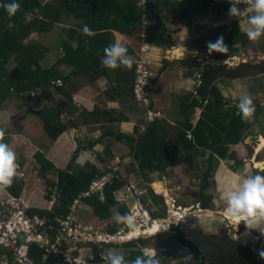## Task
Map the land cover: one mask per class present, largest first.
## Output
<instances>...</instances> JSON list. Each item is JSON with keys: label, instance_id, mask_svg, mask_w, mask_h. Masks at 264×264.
Segmentation results:
<instances>
[{"label": "crops", "instance_id": "0c3cea01", "mask_svg": "<svg viewBox=\"0 0 264 264\" xmlns=\"http://www.w3.org/2000/svg\"><path fill=\"white\" fill-rule=\"evenodd\" d=\"M170 1L186 2V0ZM226 4L227 8L224 11L226 17H223L222 20L219 21L220 18L218 19L214 13L210 12L205 16L195 15L191 26L178 32L177 24L173 20H166L167 11L162 12L161 18L172 40L170 47L159 48L150 46L147 52H143L142 50L140 51L142 45L140 31L132 36L114 31L115 42L119 41L129 48L133 58L135 54H139L151 64L154 73L150 91L152 108L159 114V117L153 122H148L146 111L137 107L135 103L132 91L133 76L127 77V75L133 74V66L132 72L130 69L117 68L106 69L103 74H96L93 71L73 74L74 69L72 66L65 65L66 67L58 69L57 73L60 77L54 80L60 81L61 85L56 86L53 84L50 88L38 90L34 97L28 101L29 108L20 99L8 97L4 102H9L5 106L0 105V128L5 131L4 142L8 143L13 150L19 145L21 148L24 147L23 152L18 149V151L14 150L18 155L17 164L19 165L18 172L20 173L16 181L21 184V191L18 198H13L6 190L0 192V203L14 200L18 209L26 213L27 217L33 219L36 223L40 220H45L40 219L37 216L38 214L30 216L28 212L33 210L52 211L56 200L53 195L47 196L48 191L53 189V185H56L59 181V171H68L75 174L81 169L91 171L90 166L93 165L102 172L106 169L103 160L107 158L110 159L107 161L113 165L121 164L123 174H125V169L130 170V174L125 177V180H127L125 187L127 188L123 187L116 193V199L120 204L123 205L118 195L120 191L128 194L129 189H132V191L136 190L133 187L134 185L138 186L137 189L143 184L146 185L141 190L139 189L140 193L133 191L135 192V194L133 193L135 195L134 199L135 201L138 200V203L130 199L128 205H125L129 209L130 214L137 210L139 214L146 212L150 218L154 217L161 220L162 218H160L161 216L158 217V209L156 208L166 211L169 208L168 206H173L174 208L171 212L175 211V209L179 211L186 209V211L183 210L184 214L187 211H191L193 207L195 209L198 205L197 202L182 204L181 202H188L189 196H179L174 193L175 190L173 188L181 177L184 178L185 182L191 179L194 180V174L197 175V171L194 170L196 169L194 168L195 164H197L199 159H207L210 153L208 150L201 148L191 150L189 142H192V139H189L187 134L193 135L198 121L204 118L207 106H210L211 110H213L212 112L220 109L222 116L232 117L233 115H238V98L242 93H247L253 97L264 96V73L258 71L252 72V74L244 72L243 75L245 76L235 79L218 78L214 85L221 96V101H217L218 99L214 98L209 92L207 97H201L197 94V89L201 85V74L204 66L217 62L205 49L211 40L203 38L201 35L212 29H215L216 32L218 28L229 26L233 22L237 23L236 30L245 34L242 26L245 23L240 24V21H246L242 17L247 13L240 17L228 19L230 17L228 15L230 5L227 0ZM240 7L243 9L245 6L240 5ZM79 23L78 20L72 17H61L60 23L54 25L50 32H32L28 38L23 40V44L38 45L43 50L42 53H45L39 64L42 69H48L49 58L61 56L60 54L64 52L62 45L66 40L57 49L55 38L63 37L66 32L69 39L70 31H75L74 40L69 39L67 42L72 47H77V40L84 34L82 28L78 26ZM213 39H215V36ZM260 39L257 44L255 43L256 50L260 52L256 53L257 57L264 55V45L261 46L259 44ZM226 50V59L223 63L228 65L226 60L233 56L232 54L235 52L239 56L244 51V45L236 43L228 46ZM252 58L255 59V57L251 56ZM240 59L244 60L242 63H250L251 66L255 65L249 59V61L246 60L243 55L240 56ZM11 61H13L14 65L13 57L9 63ZM67 67L70 69H67ZM127 78H129V82H127ZM248 79L258 80L259 89L250 88ZM246 81H248V84ZM198 84L199 86H197ZM58 107L64 108L61 122L66 127V131L61 133L56 139H53L48 134L46 125L37 113L44 108L56 109ZM17 109H21L18 111L24 112L26 110L27 116L22 113V116L19 117ZM254 114V119L250 123H244V127L239 130L241 141L228 147L227 158L221 160L216 155L213 156L212 160L215 171L218 170V175H220V172L229 171L226 167V162L232 161L228 158L230 153H235V157L238 154L242 156H244L243 153L248 154L244 144L245 139H247L248 134V137H251V130L257 127L255 125L257 117L260 119L264 118V115ZM37 123H40V125ZM151 123L157 124L158 133L163 132L160 138L162 143L171 145L170 150H179L187 162L178 166H167L165 172L150 173L145 181L142 179L136 180V173L139 171L135 157L136 145L141 137L140 135L146 133ZM185 133V138H183ZM252 138H256V141L252 142ZM251 139L249 138L248 141L253 143L254 148L251 150L253 158L264 157V146L259 150L256 149V145L260 142L259 140L264 139V132L251 137ZM112 140L117 142L111 143ZM174 152L172 151V153ZM238 157H236V160H238ZM44 159L53 166L48 170L44 169L42 171V162L40 160ZM200 166H203V163ZM126 173L129 172L127 171ZM131 175L134 176L133 179L135 181L129 179L132 177ZM213 180L216 182L215 177ZM154 183H161L164 189L163 192L157 191L153 187ZM50 184H52V188ZM165 190L168 193L167 195ZM171 192L172 196H170ZM55 196L58 199V195ZM153 198L161 199L155 202ZM81 204L78 207L79 210L77 209L78 213L76 211L77 218L88 224L87 221L89 222L90 220L88 217H84V214L90 210L93 214L94 212L86 203L83 202ZM82 206L84 208L80 210ZM197 207H201V205ZM203 211L210 213V210ZM87 218L88 220H86ZM95 218L96 220L98 219L96 215ZM196 235L200 236V233ZM191 240L194 244L203 245L204 248L206 246L211 247L208 244V240L212 239L208 238L205 233H203L204 244L201 243V237H194V240L193 238ZM193 246L195 250L200 248L196 245Z\"/></svg>", "mask_w": 264, "mask_h": 264}, {"label": "trees", "instance_id": "16d2710c", "mask_svg": "<svg viewBox=\"0 0 264 264\" xmlns=\"http://www.w3.org/2000/svg\"><path fill=\"white\" fill-rule=\"evenodd\" d=\"M150 8V18L156 22L154 26L148 27V39L150 44L155 47H170L172 40L168 30L161 18L164 10L166 20H173L177 25V32L191 26L192 19L195 15L214 13L221 20L222 12L226 10V0H186V2H171L170 0H147ZM11 2V0H0V3ZM21 8L15 17L9 18L3 8H0V103H3L8 97L20 99L27 108L30 106L29 100L33 98L36 92L42 88H50L58 81L60 75L55 68L42 69L39 62L45 53L38 45H24L23 40L28 38L32 32L48 33L53 26L59 24L61 17H72L78 20L79 28L87 25L93 32V36L83 34L78 41L77 47H72L68 42L62 45L64 56L58 61L57 65L63 64L72 66L73 74L93 71L96 74H103L106 69L101 67L100 57L103 56V48L110 43L115 42L114 31L121 34L132 36L140 28V8L137 6L139 0H53V2H43L42 0H17ZM39 9V14L29 24L24 23V13L33 9ZM231 27L222 26V34L225 38L222 40L225 48L233 44H244L247 38L246 34L236 30L237 23H231ZM70 40H74L75 31H70ZM218 34V29L216 30ZM214 38V37H213ZM220 37L215 36L213 43L217 42ZM206 51L209 52L208 46ZM128 54L131 51L127 48ZM217 62L205 65L201 74V85L197 89L199 96L207 97L208 92L212 94L217 101H221V96L214 85L218 78L235 79L243 77L244 72L258 71L264 73V61L258 64L241 63L238 67L244 68L240 73L238 69L229 68L223 61L226 59L225 50L222 48L212 53H208ZM14 60L13 68L7 70L9 61ZM134 68V67H133ZM131 68H122L130 69ZM121 69V68H118ZM134 86V71L133 74ZM54 82V83H53ZM129 82V78H127ZM197 105V104H196ZM210 106H207L206 113L195 126L192 142H189L191 150L201 148L208 150L210 155L206 159L202 171L200 188L196 195V202L201 205L202 209H210L212 203L211 190L213 189V173L215 171L213 156L219 159L227 158L228 147L236 145L241 141L240 128L244 127L239 115L222 116L220 109L212 112ZM64 113L63 107L56 109L44 108L37 113L42 122L46 125L48 134L56 139L61 133L66 131L62 125L61 116ZM157 124L151 123L144 135L136 145V162L139 171L136 173V180L148 178L150 173L165 172L167 166H178L187 162L179 150H170L171 145H164L160 139L163 132H157ZM186 133L183 135L185 138ZM188 142V139H187ZM198 150V149H196ZM172 151H175L172 153ZM228 158L234 161L235 166H241L242 161L236 160L235 153H230ZM42 162V171L50 169L53 165L48 161ZM165 165L163 166V164ZM48 165V166H46ZM44 167V168H43ZM91 171L80 170L77 173L59 171V181L54 188L48 191V196L58 195V203L52 211H29L28 215H37L40 219H45V230L49 237L56 241L57 229L59 224L56 219L66 217L70 213V207L81 193L88 190L89 185L96 175L103 174L97 167L91 165ZM264 175V172H262ZM125 174H119L115 177L112 184L107 185L104 191L105 200L102 201L97 195L85 199L89 207L92 208L96 217L101 221H108L113 218V214L118 210L120 213H130L127 206L120 204L116 199V193L126 186ZM52 188V184H50ZM8 194L13 198H18L21 191V184L14 179L13 184L6 189ZM207 191L209 193H207ZM195 196V195H194ZM206 218H212L211 213ZM125 224H117L109 229L111 235L120 232ZM55 228V229H52ZM156 235V234H155ZM248 235V234H247ZM180 241L194 249L191 243H187L182 236ZM144 245L143 240H139ZM137 242H128L123 245L125 248H133L135 251H126L123 255L126 260L132 261L136 256L142 253L141 248L136 245ZM107 243L91 244L95 260L100 261L99 251ZM68 246L65 239H62L58 246L59 253L51 254L46 264H55L60 253L67 252ZM47 248L42 247L39 243H32L29 250L28 259L35 264H43L42 258L46 255ZM63 258H60L62 261ZM198 264H204L198 260Z\"/></svg>", "mask_w": 264, "mask_h": 264}, {"label": "rangeland", "instance_id": "374dc122", "mask_svg": "<svg viewBox=\"0 0 264 264\" xmlns=\"http://www.w3.org/2000/svg\"><path fill=\"white\" fill-rule=\"evenodd\" d=\"M44 2L48 1V2H53V0H42ZM228 2V0H227ZM229 4V3H228ZM226 11V10H225ZM224 15V16H223ZM251 15V13H247L246 15H244L242 17V19L247 20L248 16ZM225 18V14L224 11L222 12L221 15V20L222 18ZM228 19H231V17H228ZM242 26L245 28L247 25L246 24H242ZM227 27H231L232 25L230 24ZM68 29V27H67ZM218 31L220 34H218L217 32H215V29H212L206 33H204L203 35H201V37L203 38H208L212 41V38L214 36H219L220 38H222V40L225 38V36L222 34V30L218 28ZM65 32V31H63ZM65 35H63V37H59V38H55L56 40V45H57V49L60 48V46L62 45L63 41L66 40L69 41L68 39V34L66 35V32L64 33ZM66 37V38H64ZM34 40V39H33ZM27 43V41H26ZM255 43L257 44L258 42H252L249 41L248 38H246L244 45V51L241 53L243 55V57H246V60H250L251 62H254L255 64L260 63L261 61H264V55H262L261 57H257L256 53L259 52L258 50H256L255 47ZM259 44L264 45V37H262V39H260ZM42 47V46H40ZM241 48V47H240ZM239 48V51H240ZM242 50V49H241ZM61 52V51H60ZM263 52V51H261ZM64 53V52H63ZM60 54L61 56L58 57H50L49 61L50 63L47 65V68H55V71L58 72V69H62L63 67H66L65 65H57L60 57H62L64 54ZM236 53V52H235ZM235 53H233L230 58H233V62L232 63H228V58L226 60V63H228V67L231 69H238V71L240 73L244 72V68L241 69V67H238L244 60L240 59V56H242L241 54L238 56ZM260 53V52H259ZM251 55L252 57H255V59H251ZM259 55V54H258ZM248 60V61H249ZM135 61V58H134ZM13 61H11L8 66L7 69L11 70L13 67ZM44 65V63H43ZM45 69V68H44ZM67 69H70L67 67ZM71 71V70H70ZM156 77V76H155ZM249 81V84H248ZM247 84L250 88L252 89H259V83L258 80H251L248 79ZM264 84V83H263ZM63 85H65L63 83ZM101 85V84H100ZM66 86V85H65ZM62 86V87H65ZM97 88V87H95ZM34 97V96H33ZM253 99V102L255 104V110L257 109V111L255 112L256 114H260L261 116H263L264 114H262L264 112V96H251ZM12 102L14 101L13 99H11ZM6 101L4 103H0V105H4L7 104ZM15 103V101H14ZM1 107V106H0ZM142 109V107H140ZM21 109H17V115H19V117L22 116V113L25 114L27 116V111H18ZM258 112V113H257ZM255 115V114H254ZM264 117V116H263ZM254 119V118H253ZM258 120V121H257ZM257 120L255 122V125L257 126L254 130H251L250 134L251 137H255L257 136V134H262L264 132V118H259L257 117ZM40 125V123H37ZM13 130V129H12ZM256 130V131H255ZM147 131V130H146ZM145 132V131H144ZM249 136V134H248ZM247 139H245L244 144L246 145L245 147L247 148V153L245 154L243 153L244 156L236 155V157H238V161H242V165L241 166H235L234 165V161L231 162H226V167L229 169V171L226 172H220V175H218V170L214 171L213 173V178L215 177L216 182H214L213 184V189L211 190V194L213 197V201L210 204V213L212 215V218H205L206 216H208L210 213H206L205 211H201V210H197V209H193L191 211H187L185 214L183 212V210L179 211L175 209V212L177 211L179 214H175L176 218H173V223H175V225H179L180 228H173L174 226H171L170 228H167L165 230H163L161 233L156 234V235H150V236H141L139 238H133L131 241H135L137 242L136 245L138 248H141V250L143 248H148V249H152V250H156L157 252V257L160 259V264H198V261L196 260V258H202V261L204 262V264H264V258H261L260 253L264 252V236L261 235V233L257 230H249L246 228L245 224L243 222H241L239 225L237 222H233L232 220H230V218H228L227 214H226V202L224 199V191L226 190V188L235 180H237L240 176L242 175H253V174H260L262 175V172H264V169L256 167L255 164L260 162L263 163L264 162V157L260 156L257 159H254L253 156L251 155V150L253 147V143L248 141V139L251 137H248ZM260 141V140H259ZM113 142H117L115 140H112L111 143ZM259 144H262L261 142H259ZM245 148V149H246ZM19 150L21 152H23L24 147H20V145L14 150ZM17 150V151H18ZM263 155V154H261ZM18 157V155L16 154V158ZM107 160L110 159H104L103 160V164L104 167H110L113 166L112 163H109ZM206 159L202 158L199 159V161L197 162V164H195L194 169L195 171H197V175L194 174V180H188L185 182L184 178L181 177L179 182L176 183L174 185V190L176 194H178L179 196H184L187 195L189 196V200L188 202H181L183 203H187L190 204V202H195L196 203V195L198 194L199 188H200V181L202 179V171H200V169H203V166H200V164H204L206 161ZM256 161V163H254ZM229 165V166H228ZM126 171L125 176H128L130 174V170L125 169ZM129 173H126V172ZM75 172H77L75 170ZM121 174H122V168H121ZM132 176V175H131ZM134 176H132L131 180L135 181ZM142 180H146L142 179ZM184 183V184H183ZM146 185H141L139 187V189L141 190V188L145 187ZM136 190L133 191H137V192H141L138 188V186L134 185L133 186ZM127 187H125L126 189ZM156 189V187H154ZM124 189V190H125ZM130 191L128 192V194H125L124 191L123 192H119V199L121 200V203H123V205H128L130 199L135 201V192L132 191V189H129ZM150 192L152 193V190L150 189ZM134 193V194H133ZM207 193H209L207 191ZM172 192L171 195L172 196ZM195 195V196H194ZM54 199L56 200V196L53 195ZM140 196V195H139ZM150 196V194H149ZM178 196V197H179ZM129 197V198H128ZM172 198V197H171ZM161 198H153V200L155 202L159 201ZM126 201V202H125ZM135 202H139L138 200ZM194 203V204H195ZM1 204V203H0ZM83 204V203H82ZM81 204V205H82ZM169 208L166 211H161L159 208L157 211L158 217L162 218V220L164 219H168L170 217H172V215L174 214V211L171 212L173 210V206H168ZM84 208V206L81 207L80 210H82ZM171 208V210H170ZM79 208L76 207L75 208V212H73V216L75 218V226L76 229H74L73 232H71V234H75V240L74 242L69 238V232L68 233H64V239L68 240L70 242V246H68V251L67 252H63L60 253L61 255H59V257L57 258L58 260L55 261V264H68L67 262H72V264H106V257H107V252L106 249H117L121 254H124L126 251H135L133 248H125L123 247L124 242H111L109 245L105 246L102 250L99 251V257H100V261L97 262H93L95 260V256L92 252L93 247L91 246V244H98L100 243V241H104V242H110L109 241V237H107L109 233V229H111L114 226V222L115 220L112 218L108 221H104L101 222L100 220H96L95 215L92 213V211H88L85 212L84 217H88L89 218V222L87 221L88 224L85 223V221H81L78 220V210ZM77 211V213H76ZM165 212V213H164ZM184 215V217H182ZM131 216L134 219H138V220H142L143 222H145V220L148 218V216L144 215L143 217V213L139 214L137 212V210L134 211V215L131 213ZM88 218L86 220H88ZM153 219H155L153 217ZM212 219V220H210ZM161 226L164 225L161 221H158L160 219H156ZM181 220V221H180ZM180 221V222H178ZM154 222V223H156ZM84 223V224H82ZM174 225V224H173ZM41 227V226H40ZM42 228V227H41ZM124 230V228L122 229ZM121 230V231H122ZM89 231V232H87ZM176 231L175 235L174 232ZM79 234V237H77L76 234ZM197 233H200L199 235H196ZM203 233H205V235L212 239V240H208V244L211 246L210 248L208 246H206L205 248L203 247V245H199V244H194V242H192L194 245L200 247V248H196V252H197V257L195 258V252L193 250L187 249V245L184 244L183 242H180V239H177V236H183L184 239H186L187 241L191 242V238L194 237H201L202 241L201 243L204 244L205 241L203 240ZM104 234V236H102ZM248 234V235H247ZM172 235H174V237H172ZM60 236V235H59ZM236 236V237H235ZM235 237V238H234ZM180 238V237H178ZM140 239H142L144 241V245H142V243L139 241ZM92 241V242H91ZM188 243V242H187ZM189 244V243H188ZM51 247L49 246V249ZM213 248V250H212ZM53 250L56 251L57 253H59V249L58 247L56 248V245L53 246ZM80 251V252H79ZM82 255V258L78 259V256ZM205 257H206V261H205ZM60 258H63L62 261L60 260ZM77 259L76 261L74 260ZM91 261V262H89ZM129 261V260H127ZM131 261H129L130 264ZM70 264V263H69Z\"/></svg>", "mask_w": 264, "mask_h": 264}, {"label": "clouds", "instance_id": "9594fccd", "mask_svg": "<svg viewBox=\"0 0 264 264\" xmlns=\"http://www.w3.org/2000/svg\"><path fill=\"white\" fill-rule=\"evenodd\" d=\"M228 3L230 5L229 11H228V15L230 17H240L244 13H251V15L248 16L246 21H240V24L245 23L247 25L244 28V31L249 41L257 42L259 41L261 37H264V0H228ZM240 5H244L245 7L241 9ZM137 6L139 7V4ZM0 8H3L7 16L9 18H12L16 16V14L21 8V5L20 3L17 2V0H11V2L0 3ZM39 11L40 10L37 8L31 11L25 12L24 13V23L25 24L31 23L33 19L36 18V16L39 14ZM140 11H141V15H140L139 31H140V39H141V44H142L140 51L142 50L143 52H147L150 49V46H153V45L150 44L149 39H147V41L144 42L141 38V29H142V18L141 17H142V12H143L141 8H140ZM149 13H150V8L148 7V11L146 13L148 27L154 26L156 24V22L150 18ZM148 27H147V33H148ZM82 31L87 36L94 35V32L87 25L83 27ZM221 48L227 51L223 45L222 38H220L215 43L213 42L208 43L209 53L220 50ZM102 51H103V56L100 57L101 67L105 69H117V68H131L133 66L134 67V78H135L134 85H135L136 62L139 59H143L142 56L139 54H135V57H134L135 61H134V58L132 57L133 54L129 55L127 51V47L119 41L108 44L107 46L103 48ZM143 60L146 61L145 59ZM146 63L148 67L150 68V71L152 72L153 77H154L151 64L148 61H146ZM153 77L151 78V86H150L149 92L151 91ZM133 90H134V86H133ZM133 96H134V92H133ZM150 99H151V95H150ZM134 100H135V97H134ZM135 103L137 107H139L136 100H135ZM150 107L153 110L152 100H151ZM237 108H238L237 114L241 117L242 122L250 123L253 120L254 113H255V104L253 102L251 95L247 93H242L238 98ZM142 109L146 111L143 107ZM4 136H5V131L3 128H0V192L5 191L8 187H10L13 184L14 179H16L20 175V173L18 172L19 165L17 164L16 153L10 147L8 143L4 142V139H3ZM118 165L122 168L121 164H118ZM106 170L107 168L104 169L102 173L105 172ZM120 173L121 171L117 175H119ZM223 195H224V199L226 202L225 211H226L227 216L232 221L237 222L238 225L241 222H243L247 229L257 230L261 233L262 236H264V175H260V174L242 175L237 180L233 181L226 188ZM84 200L85 199L81 200L80 203H83ZM57 203H58V199H56L55 206L57 205ZM80 203L77 205V207H79ZM199 205L200 204L198 203L197 206ZM197 206L195 208L197 210H201V211L209 210V209H202L201 207H197ZM183 210L186 211V209H183ZM7 211H9V209ZM142 213H143V217L144 215L148 216L146 212H142ZM132 214L134 215V212ZM175 214H179V213L177 211L176 212L174 211V214L172 215V217L168 219H164V220L161 219L158 221L166 222L168 225V228H170L171 226H174L173 228H180L178 225L179 223L177 225L173 223L174 221L173 218H176ZM182 217H184V215ZM113 219L116 221L117 224H125L126 225L125 227L127 228L126 229L124 228V230L122 231L120 230V232L115 233L113 235L108 234L107 237H109V241H110L109 243L104 242V241H100V243L110 244L111 242H124V243L132 242L131 240L133 239V237H131V232L133 231V229H135L139 225L151 227L153 225V222L157 221L156 219L150 218L149 216L145 220V222H143L142 220H138V219L133 220L130 213L122 214L118 210L113 214ZM40 221L44 222L45 220H40ZM134 222H137L138 224L135 225ZM150 222H151V226L149 225ZM34 223L36 222L34 221ZM43 228L45 229V227ZM175 233L176 231L174 232V235ZM174 235H172V237H174ZM58 236H59V233L57 231V237ZM77 237H79V234L77 235ZM74 238L75 237L71 239L73 242L75 240ZM177 239H179L178 236H177ZM51 240L55 241L53 239ZM186 242L194 245L192 242H189L187 240ZM25 243H26V238H25ZM67 244H70V242H67ZM186 248L193 250L195 252V258L198 256L195 249H191L188 245ZM106 252H107L106 264H129V261H127L124 255L121 254L117 249H106ZM260 255H261V258H264V252H261ZM82 257H83L82 255H79L78 259ZM197 259L199 261L202 260L201 257L200 258L197 257ZM74 260L76 261L77 259L74 258ZM67 263L72 264V262H67ZM130 264H160V259L157 257L156 250L143 248L142 253L136 256L130 262Z\"/></svg>", "mask_w": 264, "mask_h": 264}, {"label": "built area", "instance_id": "2783aa9c", "mask_svg": "<svg viewBox=\"0 0 264 264\" xmlns=\"http://www.w3.org/2000/svg\"><path fill=\"white\" fill-rule=\"evenodd\" d=\"M139 7L142 9V29L141 38L144 42L148 39L147 27V11H148V1L139 0ZM153 77L150 68L148 67L146 61L139 59L136 62V80L134 85V97L139 107H143L146 110V115L148 121H154L159 114L151 109V99H150V86L151 78ZM200 84V83H199ZM199 84L197 86H199ZM55 85L60 86L61 82L56 81ZM189 139L192 138L191 134H187ZM121 171L119 165H113L107 167V170L101 175H96L92 179L88 190L80 194L78 198L75 199L73 205L70 208V214L66 217H59L56 219L59 224V229H57L60 236L57 237L56 241H52L48 233L43 227H45V221H38L34 223L33 219L29 218L24 214L23 211L19 210L17 203L12 201H6L0 205V264H35L28 259L30 246L32 243H39L42 247H46V255L42 258V263L46 264L49 256L51 254L57 253L53 250V246L56 248L61 244L62 239H64V233L69 232V238L75 237V234L71 232L76 229L75 218L73 212L75 208L81 202V200L86 198H91L97 195L100 200H105V188L107 185L113 183L117 174ZM9 209V211H7ZM42 228H41V227ZM55 229V228H52ZM24 235L26 238V243L23 244L19 240L20 235ZM78 235V233L76 234ZM73 236V237H72ZM75 239V238H74ZM69 242L68 240H66ZM49 246L51 247L49 249Z\"/></svg>", "mask_w": 264, "mask_h": 264}, {"label": "bare ground", "instance_id": "6f19581e", "mask_svg": "<svg viewBox=\"0 0 264 264\" xmlns=\"http://www.w3.org/2000/svg\"><path fill=\"white\" fill-rule=\"evenodd\" d=\"M260 142L262 143L260 145L264 146V139H260ZM254 163H256V161ZM255 166L264 169V162L263 163L258 162L255 164ZM153 187H156V190L159 192H163V190H164L163 185L161 183H154ZM165 193H166V195L168 194L166 190H165ZM141 227L142 226L139 225L135 229H133V231L131 232V237L137 238L139 236H147V235L150 236V235L158 234L167 228V223H164V225L161 226L158 222H156V223L153 222V225L151 227H147L145 229H143ZM102 236H104V234ZM124 239H126V238H124Z\"/></svg>", "mask_w": 264, "mask_h": 264}, {"label": "water", "instance_id": "95a60500", "mask_svg": "<svg viewBox=\"0 0 264 264\" xmlns=\"http://www.w3.org/2000/svg\"><path fill=\"white\" fill-rule=\"evenodd\" d=\"M227 61H228V63H232L234 60H233L232 58H230V59H228ZM251 141H252V142H255V141H256V138H252ZM262 147H263V146H261L260 144H257V145H256V149H257V150L261 149ZM165 185H166V184H165ZM151 186H152V184H151ZM134 224L137 225L138 223H137V222H134ZM149 225L151 226V222L149 223ZM142 228L145 229V228H147V227H146V226H142ZM19 240H20L22 243H25V237H24L23 234L19 236Z\"/></svg>", "mask_w": 264, "mask_h": 264}]
</instances>
